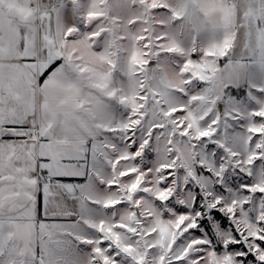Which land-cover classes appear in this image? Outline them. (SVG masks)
Returning a JSON list of instances; mask_svg holds the SVG:
<instances>
[{
	"label": "snow or ice",
	"instance_id": "obj_1",
	"mask_svg": "<svg viewBox=\"0 0 264 264\" xmlns=\"http://www.w3.org/2000/svg\"><path fill=\"white\" fill-rule=\"evenodd\" d=\"M0 264H264V0H0Z\"/></svg>",
	"mask_w": 264,
	"mask_h": 264
}]
</instances>
